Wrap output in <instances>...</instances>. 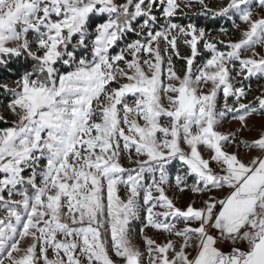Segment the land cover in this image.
Here are the masks:
<instances>
[{"label":"snow or ice","instance_id":"6c2138e0","mask_svg":"<svg viewBox=\"0 0 264 264\" xmlns=\"http://www.w3.org/2000/svg\"><path fill=\"white\" fill-rule=\"evenodd\" d=\"M253 80L264 0H0V264H264Z\"/></svg>","mask_w":264,"mask_h":264},{"label":"rangeland","instance_id":"374dc122","mask_svg":"<svg viewBox=\"0 0 264 264\" xmlns=\"http://www.w3.org/2000/svg\"><path fill=\"white\" fill-rule=\"evenodd\" d=\"M261 83H264V82H258L256 80H253L252 81V87L254 89H258L259 85ZM252 99H253V97H251V96L248 98L249 101H251ZM250 126L252 128V131L251 132L245 131L243 133L241 139H247V140L251 141L261 131L262 127H264V116H259V115L253 116L251 118V121H250ZM237 128H238V125L235 122H228L222 126L221 130L224 132H229V131H235ZM242 150L245 152L247 151V149H242ZM148 234L154 235V233L151 230H148ZM157 238L160 241H163L165 239V237L162 235L157 237ZM134 243L139 244V241L134 240Z\"/></svg>","mask_w":264,"mask_h":264},{"label":"trees","instance_id":"16d2710c","mask_svg":"<svg viewBox=\"0 0 264 264\" xmlns=\"http://www.w3.org/2000/svg\"><path fill=\"white\" fill-rule=\"evenodd\" d=\"M202 25L210 26V28H214L216 25L212 23L211 17H201L199 21ZM220 23H223V21H220Z\"/></svg>","mask_w":264,"mask_h":264}]
</instances>
